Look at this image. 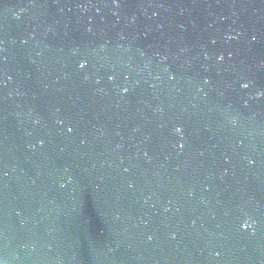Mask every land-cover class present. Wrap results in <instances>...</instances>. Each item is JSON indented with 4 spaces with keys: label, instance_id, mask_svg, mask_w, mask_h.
I'll return each instance as SVG.
<instances>
[{
    "label": "water",
    "instance_id": "95a60500",
    "mask_svg": "<svg viewBox=\"0 0 264 264\" xmlns=\"http://www.w3.org/2000/svg\"><path fill=\"white\" fill-rule=\"evenodd\" d=\"M0 264H264V0H0Z\"/></svg>",
    "mask_w": 264,
    "mask_h": 264
},
{
    "label": "clouds",
    "instance_id": "9594fccd",
    "mask_svg": "<svg viewBox=\"0 0 264 264\" xmlns=\"http://www.w3.org/2000/svg\"><path fill=\"white\" fill-rule=\"evenodd\" d=\"M109 79H111V77H109ZM244 86H245V85H244ZM232 122H233V123H235V121H234V120H233Z\"/></svg>",
    "mask_w": 264,
    "mask_h": 264
},
{
    "label": "snow or ice",
    "instance_id": "6c2138e0",
    "mask_svg": "<svg viewBox=\"0 0 264 264\" xmlns=\"http://www.w3.org/2000/svg\"><path fill=\"white\" fill-rule=\"evenodd\" d=\"M81 67H83V65H81ZM245 87H247V85H245Z\"/></svg>",
    "mask_w": 264,
    "mask_h": 264
}]
</instances>
